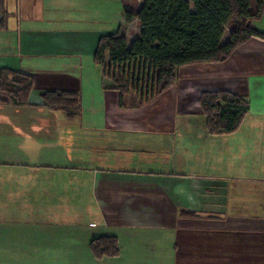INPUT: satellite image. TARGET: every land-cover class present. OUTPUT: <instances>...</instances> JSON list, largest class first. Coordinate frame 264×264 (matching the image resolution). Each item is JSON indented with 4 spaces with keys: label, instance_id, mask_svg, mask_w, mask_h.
<instances>
[{
    "label": "crops",
    "instance_id": "1",
    "mask_svg": "<svg viewBox=\"0 0 264 264\" xmlns=\"http://www.w3.org/2000/svg\"><path fill=\"white\" fill-rule=\"evenodd\" d=\"M123 6L5 0L0 68L33 87L23 105L0 91V264H264V186L237 136L249 114L264 115V38L180 68L139 106L131 92L120 101L94 62L100 37L120 28L129 46L140 34ZM251 25L264 33V14ZM47 89L78 91L81 113L41 105ZM218 90L249 105L232 133L206 129L199 97ZM100 235L117 238L116 256L93 255Z\"/></svg>",
    "mask_w": 264,
    "mask_h": 264
},
{
    "label": "trees",
    "instance_id": "2",
    "mask_svg": "<svg viewBox=\"0 0 264 264\" xmlns=\"http://www.w3.org/2000/svg\"><path fill=\"white\" fill-rule=\"evenodd\" d=\"M0 12L5 14V0H0ZM262 14L264 0H142L134 11L123 6L125 21L135 20L141 27L138 37L129 46L120 28L100 37L94 62L103 78L119 91L120 101L131 92L142 106L174 84L180 68L225 61L249 38H264V33L251 25ZM228 26V39L222 43ZM32 87L29 74L0 68V91L7 94L10 103L28 104ZM39 97L41 105L63 112L68 119L81 113L78 91L47 89ZM199 104L210 134L234 132L249 109L243 97L228 90L203 91ZM90 249L97 258L119 253L113 235L93 238Z\"/></svg>",
    "mask_w": 264,
    "mask_h": 264
},
{
    "label": "rangeland",
    "instance_id": "3",
    "mask_svg": "<svg viewBox=\"0 0 264 264\" xmlns=\"http://www.w3.org/2000/svg\"><path fill=\"white\" fill-rule=\"evenodd\" d=\"M123 3L126 5V8L129 10H136L138 3H142V0H123ZM251 9H254V2L251 1ZM4 14L0 12V22L3 20ZM137 22V21H136ZM136 25L133 27L135 28ZM133 27L131 30H133ZM230 32V26L225 30V35L227 36ZM262 121V122H261ZM245 125H243V130L239 131L238 137L244 139L241 147L243 153L252 154L253 165H255V172L251 175L256 177L258 181L256 182L259 185L264 186V115H253L249 114L245 119ZM252 124L255 125L252 129L253 136L249 137L247 129ZM248 138V139H247ZM246 140V141H245ZM255 175V176H254Z\"/></svg>",
    "mask_w": 264,
    "mask_h": 264
}]
</instances>
